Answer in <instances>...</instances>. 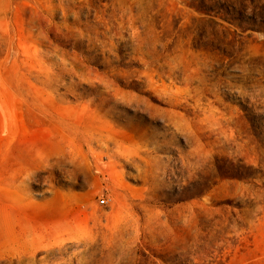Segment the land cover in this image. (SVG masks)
<instances>
[{
    "label": "rangeland",
    "instance_id": "374dc122",
    "mask_svg": "<svg viewBox=\"0 0 264 264\" xmlns=\"http://www.w3.org/2000/svg\"><path fill=\"white\" fill-rule=\"evenodd\" d=\"M0 264H264V0H0Z\"/></svg>",
    "mask_w": 264,
    "mask_h": 264
}]
</instances>
